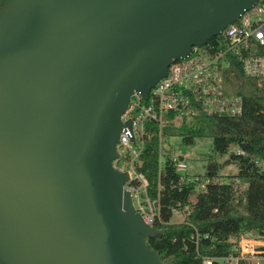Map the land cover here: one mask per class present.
Returning a JSON list of instances; mask_svg holds the SVG:
<instances>
[{
  "label": "water",
  "instance_id": "obj_1",
  "mask_svg": "<svg viewBox=\"0 0 264 264\" xmlns=\"http://www.w3.org/2000/svg\"><path fill=\"white\" fill-rule=\"evenodd\" d=\"M257 2L2 1L0 264H173L113 165L121 115Z\"/></svg>",
  "mask_w": 264,
  "mask_h": 264
},
{
  "label": "trees",
  "instance_id": "obj_2",
  "mask_svg": "<svg viewBox=\"0 0 264 264\" xmlns=\"http://www.w3.org/2000/svg\"><path fill=\"white\" fill-rule=\"evenodd\" d=\"M220 38L214 36L204 47L216 45ZM225 83L228 92L243 96L242 115H200L168 126L165 133L182 137L185 144L211 137L217 154L239 147L241 152L229 157L238 165L236 172L220 174L219 165L211 161L203 177L209 182L197 190L194 184L181 180L169 160L160 167L156 136L145 146L140 170L149 180L151 196L157 188L160 191L164 220L156 225L162 236L151 238L150 243L173 264H203L205 255H228L243 236L264 239V81L260 84L246 76L236 63ZM173 208L181 210L183 221L172 222ZM196 231L198 245L192 237Z\"/></svg>",
  "mask_w": 264,
  "mask_h": 264
},
{
  "label": "built area",
  "instance_id": "obj_3",
  "mask_svg": "<svg viewBox=\"0 0 264 264\" xmlns=\"http://www.w3.org/2000/svg\"><path fill=\"white\" fill-rule=\"evenodd\" d=\"M220 35L216 45L194 47L186 58L175 60L168 74L151 89L149 97L145 99L136 92L121 115L124 125L113 165L129 174L125 188L132 193L135 208L151 226L163 224L164 220L160 191L157 188L155 196H151L149 180L140 170L147 142L155 136L158 138L160 167L169 160L181 180L194 184L197 190L206 188L209 179L203 178L205 174L189 173L188 161L172 151V139L180 136L167 137L166 128L200 115H242L243 96L228 92L225 83L228 71L236 63L246 76L260 84L264 81V0H258ZM129 121L131 125H126ZM178 214H182L181 210L173 208V215ZM192 237L198 245L199 233L196 231ZM262 256L264 239L243 236L232 253L205 255L203 264H242Z\"/></svg>",
  "mask_w": 264,
  "mask_h": 264
},
{
  "label": "rangeland",
  "instance_id": "obj_4",
  "mask_svg": "<svg viewBox=\"0 0 264 264\" xmlns=\"http://www.w3.org/2000/svg\"><path fill=\"white\" fill-rule=\"evenodd\" d=\"M172 142V151L183 156L188 161L189 173L205 174L208 163L211 161L219 165L220 174L228 175L238 170L236 162L229 159L232 152H241L237 146L231 147L226 154H217L213 148V140L211 137L197 138L193 144H185L181 137L172 139ZM183 217L182 214L173 215L172 222H179L184 219ZM243 264H264V256L260 259H248Z\"/></svg>",
  "mask_w": 264,
  "mask_h": 264
}]
</instances>
